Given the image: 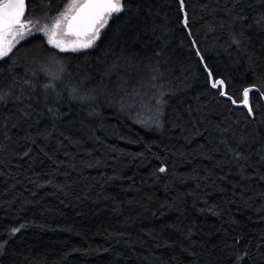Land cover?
I'll return each instance as SVG.
<instances>
[{
  "label": "trees",
  "instance_id": "16d2710c",
  "mask_svg": "<svg viewBox=\"0 0 264 264\" xmlns=\"http://www.w3.org/2000/svg\"><path fill=\"white\" fill-rule=\"evenodd\" d=\"M68 2L45 15L46 0H28L26 18L48 23ZM204 2L192 37L176 0H130L93 48L60 53L34 30L0 60V72L38 84L0 103V264H237L245 251L240 264H264V165L253 155L255 168L242 169L227 150L250 133L264 139V100L250 93L252 120L217 95L191 44L237 104L245 87L264 91V29L253 21L264 3L210 4L225 27L208 32ZM45 83L55 84L46 97Z\"/></svg>",
  "mask_w": 264,
  "mask_h": 264
},
{
  "label": "snow or ice",
  "instance_id": "6c2138e0",
  "mask_svg": "<svg viewBox=\"0 0 264 264\" xmlns=\"http://www.w3.org/2000/svg\"><path fill=\"white\" fill-rule=\"evenodd\" d=\"M46 2L48 7L44 9L45 15L47 11L50 10L53 0H46ZM176 2L178 4L179 23L186 31V34L192 37V25L196 22L197 16L194 4H196L198 0H176ZM220 2L221 0H205L199 10L200 20L203 21V27L208 32H216L217 29H223L225 27L224 23L215 19V10L210 7V4H219ZM235 2L239 3L240 0H235ZM256 2L264 3V0H256ZM129 9L130 0L127 8L126 0H69L62 11H59L57 15L50 18V23L40 24L38 20H33L31 18V13H29L26 18L27 0H0V60H4L5 57H8L22 39L33 34V29H35L36 32L43 33L47 38V44L57 49L60 53H76L93 48L100 39L102 31L108 26L109 21L113 19L114 15L119 19V14ZM205 15L212 16V20H205ZM235 19L243 20L246 19V17L237 15ZM253 21L258 28L264 29V13L255 16ZM241 35H243V33H241ZM233 36L232 43L238 45L240 40L235 38V34H233ZM191 44L207 74L211 88L217 89V95L226 98L232 105L245 108L247 110V116L255 120L259 104L257 103L256 107H253L250 93L255 91L258 93V98L264 100V91H260L255 85L245 87L241 90L239 104H237V100L227 91L225 80L215 78L212 70L208 68L207 63L204 62V56L201 55L200 48L195 38L191 39ZM157 55H159V53H157ZM12 62L15 64V60ZM49 63L53 64L59 62L53 60L49 61ZM40 70L43 71V69ZM60 70L62 72L65 71L62 65H60ZM153 71L156 74L152 76V87L155 88L156 84L154 82L157 76L160 75V72L158 68H154ZM9 72H11V69H9ZM32 75L34 77L36 74L33 73ZM56 79L60 83L63 82L59 77ZM37 86V82L33 79H18L14 74L9 77L7 74L0 72V103L6 101L10 96L17 101L22 98H29L26 94L29 92L35 94ZM43 89V95L46 97L54 91L55 84L45 83ZM17 92L18 94L14 95V93ZM72 94L76 97L77 89H72ZM55 95L58 96L59 93H55ZM129 96L132 101H137V98H139L142 102L147 96V92H145L143 96L140 92L130 93ZM79 98L84 99V97ZM150 99H155V97ZM161 101H157V104L161 103ZM132 106L136 107V104L133 103ZM27 107L30 108L31 105ZM141 107H146V105L141 103ZM49 110L51 111V109ZM156 111L158 113V121L160 114L159 108H157ZM24 115L27 116L28 112L24 111ZM261 124H264V120L261 121ZM229 130L228 127H225L220 131L225 133ZM0 134L6 136L7 132L0 129ZM232 135L233 138H235L234 132ZM257 142H259V147L255 152H252V145ZM221 143L227 146L226 140H222ZM241 145L248 147L249 155L246 156L244 152L239 150ZM0 150H2V148H0ZM227 150L233 154L237 162H244V165L241 166L242 169L244 166L255 168V162L252 160L253 155L257 157V162L260 165H264V139H261L258 133H250L247 137L242 136L237 141L236 148L227 147ZM24 155H28V153L25 152ZM166 171L167 169L165 167L159 168V172L161 173ZM256 171L258 172V169H256ZM259 179L264 181V175H259ZM19 231V227H13L9 231V236L15 235ZM5 243L6 241L0 242V249H3ZM248 255L247 251L243 252V254H237V264H240Z\"/></svg>",
  "mask_w": 264,
  "mask_h": 264
},
{
  "label": "rangeland",
  "instance_id": "374dc122",
  "mask_svg": "<svg viewBox=\"0 0 264 264\" xmlns=\"http://www.w3.org/2000/svg\"><path fill=\"white\" fill-rule=\"evenodd\" d=\"M33 20H38L40 24H44V23H46L45 19L33 18ZM47 22L50 23V20L47 21ZM34 30H35V29H33V31H34Z\"/></svg>",
  "mask_w": 264,
  "mask_h": 264
},
{
  "label": "water",
  "instance_id": "95a60500",
  "mask_svg": "<svg viewBox=\"0 0 264 264\" xmlns=\"http://www.w3.org/2000/svg\"><path fill=\"white\" fill-rule=\"evenodd\" d=\"M27 3H28V0H27ZM27 12V11H26ZM26 15V14H25Z\"/></svg>",
  "mask_w": 264,
  "mask_h": 264
}]
</instances>
